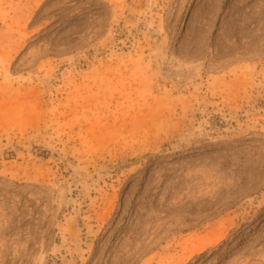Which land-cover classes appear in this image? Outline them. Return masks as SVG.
Masks as SVG:
<instances>
[{
    "label": "rangeland",
    "instance_id": "obj_1",
    "mask_svg": "<svg viewBox=\"0 0 264 264\" xmlns=\"http://www.w3.org/2000/svg\"><path fill=\"white\" fill-rule=\"evenodd\" d=\"M0 264H264V0H0Z\"/></svg>",
    "mask_w": 264,
    "mask_h": 264
}]
</instances>
